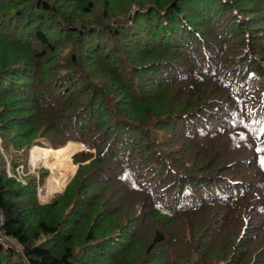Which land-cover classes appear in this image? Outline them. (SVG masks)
Listing matches in <instances>:
<instances>
[{
    "label": "trees",
    "instance_id": "obj_1",
    "mask_svg": "<svg viewBox=\"0 0 264 264\" xmlns=\"http://www.w3.org/2000/svg\"><path fill=\"white\" fill-rule=\"evenodd\" d=\"M0 142V264H264V0H0Z\"/></svg>",
    "mask_w": 264,
    "mask_h": 264
},
{
    "label": "rangeland",
    "instance_id": "obj_2",
    "mask_svg": "<svg viewBox=\"0 0 264 264\" xmlns=\"http://www.w3.org/2000/svg\"><path fill=\"white\" fill-rule=\"evenodd\" d=\"M9 142L10 143H9L8 148H6L5 156L9 160L11 167L12 168L14 167V171H16V168L18 167V165H20L19 162H21V165H23V171L24 170H27L28 172H36L37 171L38 173L40 171V173H42L44 178L47 176V178H45L46 180H44V183L38 188V191H39L38 195H39L41 201H47L55 192L62 191L61 189L64 188L65 184L67 183L69 178L73 175V173L75 172L76 167H77V163H75L72 159V154L79 151V150H87L88 149V148L84 147L80 141H75V142H72V141L68 142L67 141L68 143H66V145H64L60 148H57V149L48 147V149L52 152V154H50L51 159H52V163H51V166H46L40 161H38L37 164H34L31 161V157H32L33 151H36L38 149H47V147H41L35 143L26 151L24 149V147H22L21 149H18V146H16L12 140ZM77 142H79L81 145ZM0 144H1L0 145V157L2 156V158L4 159V156L1 153L4 149L2 150L3 146H2L1 142H0ZM55 150H57V152H55L53 154V152ZM89 150L92 152L95 151L94 148H91ZM4 152H5V150L3 151V153ZM64 159H68L69 164H70V170L64 176L63 181L60 183L58 181V179L56 178V176L52 174V169H56L58 167L59 163H61ZM4 161H6L4 166L6 165V169L9 172L12 169H11V167H9L7 160L4 159ZM86 161L87 160H85L84 162H86ZM43 168H45L46 170ZM20 179L23 180V178L21 176H20ZM131 206L132 205H130L129 208ZM178 219L180 222H183L182 217H180ZM191 222L193 223L194 229H195L196 228V222L195 221H191ZM2 239H8L10 241H13L10 237H4ZM206 257L208 259L215 257V252L208 253L206 255ZM245 264H249L248 260H246Z\"/></svg>",
    "mask_w": 264,
    "mask_h": 264
},
{
    "label": "bare ground",
    "instance_id": "obj_3",
    "mask_svg": "<svg viewBox=\"0 0 264 264\" xmlns=\"http://www.w3.org/2000/svg\"><path fill=\"white\" fill-rule=\"evenodd\" d=\"M77 143H79V142H77ZM55 152H57V150H55L53 152V154ZM50 154H52V152L48 148L47 149H38L36 151H33L31 161L34 164H37L38 161H40L46 166H51L52 159H51ZM69 170H70L69 161H68V159H64L61 163H59V165L56 169H52V174L55 175L56 178L58 179V181L61 183L63 181L64 176L69 172Z\"/></svg>",
    "mask_w": 264,
    "mask_h": 264
},
{
    "label": "built area",
    "instance_id": "obj_4",
    "mask_svg": "<svg viewBox=\"0 0 264 264\" xmlns=\"http://www.w3.org/2000/svg\"><path fill=\"white\" fill-rule=\"evenodd\" d=\"M9 167H10V164L8 163ZM16 174H17V177L20 178V176L24 175L25 172L23 171V165H18V167L16 168ZM12 175V173H9Z\"/></svg>",
    "mask_w": 264,
    "mask_h": 264
},
{
    "label": "snow or ice",
    "instance_id": "obj_5",
    "mask_svg": "<svg viewBox=\"0 0 264 264\" xmlns=\"http://www.w3.org/2000/svg\"><path fill=\"white\" fill-rule=\"evenodd\" d=\"M260 151H264V149H262ZM260 163H261V166L264 167V159H261Z\"/></svg>",
    "mask_w": 264,
    "mask_h": 264
},
{
    "label": "water",
    "instance_id": "obj_6",
    "mask_svg": "<svg viewBox=\"0 0 264 264\" xmlns=\"http://www.w3.org/2000/svg\"><path fill=\"white\" fill-rule=\"evenodd\" d=\"M61 190H63V188Z\"/></svg>",
    "mask_w": 264,
    "mask_h": 264
}]
</instances>
